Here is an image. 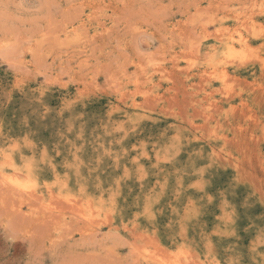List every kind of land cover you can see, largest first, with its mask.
I'll return each mask as SVG.
<instances>
[{"label":"rangeland","instance_id":"1","mask_svg":"<svg viewBox=\"0 0 264 264\" xmlns=\"http://www.w3.org/2000/svg\"><path fill=\"white\" fill-rule=\"evenodd\" d=\"M0 264H264V0H0Z\"/></svg>","mask_w":264,"mask_h":264}]
</instances>
